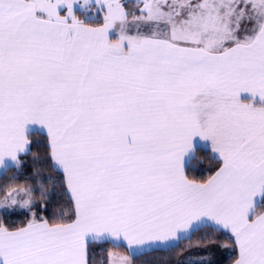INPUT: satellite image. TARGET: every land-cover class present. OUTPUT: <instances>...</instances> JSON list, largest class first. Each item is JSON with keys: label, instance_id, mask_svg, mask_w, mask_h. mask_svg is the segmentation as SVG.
<instances>
[{"label": "snow or ice", "instance_id": "snow-or-ice-1", "mask_svg": "<svg viewBox=\"0 0 264 264\" xmlns=\"http://www.w3.org/2000/svg\"><path fill=\"white\" fill-rule=\"evenodd\" d=\"M162 254L264 264V0H0V264Z\"/></svg>", "mask_w": 264, "mask_h": 264}, {"label": "trees", "instance_id": "trees-1", "mask_svg": "<svg viewBox=\"0 0 264 264\" xmlns=\"http://www.w3.org/2000/svg\"><path fill=\"white\" fill-rule=\"evenodd\" d=\"M42 174L47 175L48 173L44 172V173H42ZM157 259L160 261V264H163V261H164L165 257H164L163 254H162V255H161L160 257H158Z\"/></svg>", "mask_w": 264, "mask_h": 264}]
</instances>
